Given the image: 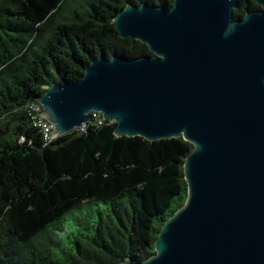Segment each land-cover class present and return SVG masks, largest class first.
Masks as SVG:
<instances>
[{
	"label": "water",
	"instance_id": "1",
	"mask_svg": "<svg viewBox=\"0 0 264 264\" xmlns=\"http://www.w3.org/2000/svg\"><path fill=\"white\" fill-rule=\"evenodd\" d=\"M253 1L241 18L238 0L127 2L111 19L117 36L151 54H100L37 97L55 137L97 112L119 137L192 144L183 204L153 253L121 264H264V0Z\"/></svg>",
	"mask_w": 264,
	"mask_h": 264
},
{
	"label": "trees",
	"instance_id": "2",
	"mask_svg": "<svg viewBox=\"0 0 264 264\" xmlns=\"http://www.w3.org/2000/svg\"><path fill=\"white\" fill-rule=\"evenodd\" d=\"M142 1L172 5L0 0V264L141 262L183 204L189 142L119 137L113 120L98 113L46 143L40 110L31 107L52 82L78 81L100 54H151L146 44L118 37L111 20L127 2ZM238 4L233 17L259 8L253 0Z\"/></svg>",
	"mask_w": 264,
	"mask_h": 264
},
{
	"label": "built area",
	"instance_id": "3",
	"mask_svg": "<svg viewBox=\"0 0 264 264\" xmlns=\"http://www.w3.org/2000/svg\"><path fill=\"white\" fill-rule=\"evenodd\" d=\"M32 107V109H33V111H39V119H37L36 120V122H37V124L41 127V129H42V136H43V139H44V141H46V143L47 142H50L55 136H53L52 134H51V132H52V125L51 124H49L46 120H44V118L40 115V112H41V107H40V105L39 104H37V105H32L31 106ZM91 116L93 117V118H98V113L97 112H92L91 113ZM100 121V120H99ZM98 121V122H99Z\"/></svg>",
	"mask_w": 264,
	"mask_h": 264
}]
</instances>
